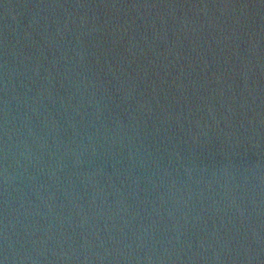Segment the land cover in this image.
<instances>
[{
  "label": "water",
  "instance_id": "obj_1",
  "mask_svg": "<svg viewBox=\"0 0 264 264\" xmlns=\"http://www.w3.org/2000/svg\"><path fill=\"white\" fill-rule=\"evenodd\" d=\"M0 264H264V0H0Z\"/></svg>",
  "mask_w": 264,
  "mask_h": 264
}]
</instances>
